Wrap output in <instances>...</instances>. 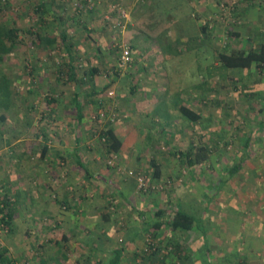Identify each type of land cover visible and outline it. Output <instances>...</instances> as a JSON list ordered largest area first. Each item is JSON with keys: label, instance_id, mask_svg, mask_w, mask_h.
Wrapping results in <instances>:
<instances>
[{"label": "rangeland", "instance_id": "1", "mask_svg": "<svg viewBox=\"0 0 264 264\" xmlns=\"http://www.w3.org/2000/svg\"><path fill=\"white\" fill-rule=\"evenodd\" d=\"M39 4L48 9L43 26ZM178 5L190 6V16ZM0 6L1 19L21 31L2 65L16 84L10 109H0L6 115L0 198L10 200L15 217L0 224V250L18 264H105L112 249L124 247L122 264H171L180 239L194 251L184 264H264V69L228 68L219 56L264 41V0H0ZM36 32L56 44H36ZM61 33L72 44L76 80ZM126 46L128 63L121 57ZM179 90L200 120L187 119L178 106H146ZM108 126L137 155L108 153L101 139ZM78 137L80 157L98 178L65 153ZM40 141L50 145L44 158ZM200 146L211 151L201 163L180 153ZM150 151L159 165H151ZM179 190L193 194L198 226L177 234L157 229L156 222L174 216ZM61 211L70 218L57 217Z\"/></svg>", "mask_w": 264, "mask_h": 264}, {"label": "trees", "instance_id": "2", "mask_svg": "<svg viewBox=\"0 0 264 264\" xmlns=\"http://www.w3.org/2000/svg\"><path fill=\"white\" fill-rule=\"evenodd\" d=\"M46 5V4H45ZM4 9L0 6V109L9 110L13 98V90L12 86L16 83L12 80V75L6 74L2 68L3 63L6 61L7 57L10 56L13 50L21 43L20 39V29L15 26V23H7L1 19V15H3ZM36 11L41 13L40 23L39 26L45 25L48 20L47 17L44 16L45 13L48 12V9L44 6V4H39ZM42 29V28H41ZM202 29L205 30V26H202ZM36 39L37 43L45 49L48 47H52L56 44L57 40L54 37L48 35H42L41 32H36ZM69 36L67 33H61V41L64 45L66 52L69 54L70 62L68 65L70 66V79L76 80L77 72L74 65H71V62L74 59V56L71 51L72 44L69 43ZM220 61L228 68H242V69H251L254 66H259L264 69V41L259 43L257 48H248L243 50H232L229 53H220ZM62 71V70H61ZM98 72L97 68L91 69L92 76ZM29 75L32 74V71H29ZM94 88V86H93ZM32 87H30L25 93H30L32 91ZM75 107L77 110V121L78 125L82 122L84 117L83 105L80 100L79 91L76 92L74 98ZM179 111L181 114L191 121H198L201 119V114H199L194 108L187 106L185 104H181L178 106ZM5 114H0V121L5 119ZM45 133V132H44ZM43 133V137L44 134ZM45 136L44 138H46ZM101 139L104 140L105 148L107 149L108 153H117L120 151L121 147L123 146V142L121 138L116 133L114 127L108 126L101 130ZM81 138H77V143H80ZM39 149H40V156L44 158L49 153V144L42 143L41 141L38 142ZM76 156H77V163L85 168L87 174L93 176L92 171L86 167L85 163L81 160L79 150L76 149ZM183 156L186 157L187 162L190 164H198L207 159L208 156L211 155V151L207 146H200L198 149L192 151L187 150L180 152ZM155 162L152 163V165ZM154 167V166H153ZM239 167L236 165L234 166L231 171L238 170ZM155 170L154 174L160 175V171ZM183 191V190H182ZM9 200V199H8ZM0 198V224L1 225H8L14 220V214L10 211V200ZM175 201L178 205V208L174 211V216L171 219H167L165 221L156 222L155 227L157 229H161L164 226L167 227L171 234H177L178 232H184L188 230L195 229L197 225V218L196 216L191 213L193 210V194L187 191L181 192L180 190L177 191ZM157 206L156 214L161 215L164 213V209L158 205V202L155 204ZM109 215L105 214L103 219L107 221L109 219ZM203 228L202 230H204ZM205 231V230H204ZM206 233V232H205ZM66 237V236H65ZM173 240V239H172ZM172 240H170L172 242ZM207 247V245L205 246ZM98 248V247H97ZM93 249L97 251H102L100 248ZM173 250L170 251L172 256L175 257L171 264H184L194 253L192 248L185 245L181 242L180 239L174 242V246L171 247ZM112 255L107 259L105 264H122V259L125 257V248L124 247H116L111 250ZM208 251V249H207ZM8 250L4 248L0 250V263L1 264H18L17 260L9 255ZM179 260H182L179 262ZM201 261V260H197ZM159 264H168L165 263V260H161Z\"/></svg>", "mask_w": 264, "mask_h": 264}, {"label": "crops", "instance_id": "3", "mask_svg": "<svg viewBox=\"0 0 264 264\" xmlns=\"http://www.w3.org/2000/svg\"><path fill=\"white\" fill-rule=\"evenodd\" d=\"M183 2H186V0H183ZM179 7H177V8H179L180 10V12L182 13L181 15L182 16H190L189 15V13H190V9L188 8V7H190V6H188V7H186V6H180V5H178ZM184 13V14H183ZM182 16H181V18H182ZM176 17H171V19L172 20H174ZM179 18V17H178ZM175 23V22H174ZM253 69H254V67H252ZM153 90V89H152ZM182 93H180V90L178 91V92H176L175 93V98H172V94H168V95H163V97L162 98H154L153 100H157L156 102H154V104H152V98H149L148 100H146V106L147 107H152L153 105L154 106H156V108H159V107H163V108H169L170 106H179V105H181V103H183V104H185V105H187V106H190V107H192V108H194L199 114H201L198 110H197V108H195L194 107V105L193 104H191V103H188L187 102V100L189 99V98H186V97H184V95H182ZM185 102V103H184ZM155 108V107H154ZM201 118H202V115H201ZM146 130H147V134H146V136H148V128H146ZM116 133L119 135V137L121 138V140H122V142H123V146L121 147V149H120V151H119V153H120V155H121V159H122V157H124V156H128L129 154L130 155H132V156H134V155H137L136 153H138V152H133V150L131 149L130 150V152L129 151H126V145H127V142L126 141H124L123 140V138H122V136L116 131ZM139 133H141V134H143V131L142 130H140L139 131ZM123 135V134H122ZM84 138V137H83ZM83 138H82V140H83ZM82 142V141H81ZM81 142L80 143H77L76 144V146H73L71 149H69V150H67L65 153L66 154H68V155H70L71 157H73L74 159H75V161H77V156H76V149L77 150H79V148H80V144H81ZM80 151V150H79ZM150 153V155H151V159H149L150 160V162L151 163H153V162H155L156 164H158L159 165V163L158 162H156V161H154L153 159L155 158V156H153V154L151 153V151L149 152ZM79 154H80V152H79ZM82 160V159H81ZM83 161V160H82ZM131 161H133V159H131ZM86 165V167L87 168H89L88 166H87V164H85ZM152 165V164H151ZM154 165V164H153ZM79 166H81V165H79ZM82 167V166H81ZM83 168V167H82ZM84 170H85V168H83ZM78 170H79V168H78ZM86 171V170H85ZM87 173V172H86ZM93 173V175L95 176V177H97L98 178V176H97V174H95L94 172H92ZM73 174H75V172H72L71 173V175H73ZM81 174V173H80ZM81 175H85V174H81ZM75 176H73V178H74ZM71 178V177H70ZM71 183H74V182H72V181H70ZM188 192V191H187ZM117 193L119 194V195H123V192L122 191H120V190H117ZM63 204H64V200H63V202H62ZM61 203V204H62ZM57 217H59V218H61V219H66L67 217H69V215H65V213H64V211H61L60 213H59V215L57 214ZM70 218V217H69ZM93 247V246H92ZM98 246H96V249H98V248H102V246H100V247H98ZM103 249V248H102ZM101 249V250H102Z\"/></svg>", "mask_w": 264, "mask_h": 264}, {"label": "built area", "instance_id": "4", "mask_svg": "<svg viewBox=\"0 0 264 264\" xmlns=\"http://www.w3.org/2000/svg\"><path fill=\"white\" fill-rule=\"evenodd\" d=\"M121 57H122V61L124 63H128L131 60V50H130V48L128 46L123 48ZM139 180L142 182L143 178L139 177ZM141 184H143V183H141Z\"/></svg>", "mask_w": 264, "mask_h": 264}]
</instances>
